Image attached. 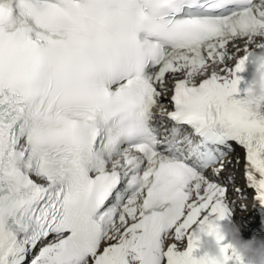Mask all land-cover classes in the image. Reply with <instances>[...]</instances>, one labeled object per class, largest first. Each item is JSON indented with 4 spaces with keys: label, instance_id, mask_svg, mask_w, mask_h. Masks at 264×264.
I'll use <instances>...</instances> for the list:
<instances>
[{
    "label": "snow or ice",
    "instance_id": "obj_1",
    "mask_svg": "<svg viewBox=\"0 0 264 264\" xmlns=\"http://www.w3.org/2000/svg\"><path fill=\"white\" fill-rule=\"evenodd\" d=\"M258 50L264 0H0V264H218L204 234L244 264L219 226L236 146L264 205Z\"/></svg>",
    "mask_w": 264,
    "mask_h": 264
},
{
    "label": "clouds",
    "instance_id": "obj_2",
    "mask_svg": "<svg viewBox=\"0 0 264 264\" xmlns=\"http://www.w3.org/2000/svg\"><path fill=\"white\" fill-rule=\"evenodd\" d=\"M250 63L251 78L245 90L246 98L253 101L264 96V50L256 51ZM219 235L223 237V240L228 241L235 255L246 260V264H264V236L254 234L250 239H244L240 223L234 219L219 226ZM200 242L203 251L202 259L215 260L218 264H223L224 253L221 243L214 236L204 234L200 237Z\"/></svg>",
    "mask_w": 264,
    "mask_h": 264
},
{
    "label": "bare ground",
    "instance_id": "obj_3",
    "mask_svg": "<svg viewBox=\"0 0 264 264\" xmlns=\"http://www.w3.org/2000/svg\"><path fill=\"white\" fill-rule=\"evenodd\" d=\"M235 153H236V155L233 156L234 162L232 163V165H230V167H228V169L233 170V172L236 174V177H238V182H239V183H242V182L244 181V175H243L244 168H243V162H242L243 155H242V151H241L239 148H236ZM237 157H238L239 160H240V163H239V164H236V163H235ZM230 192H231V190H229V193H230ZM244 193H245V192L243 191L240 195H238L239 203H243L244 200H242L243 197H241V196H242V194H244ZM236 206H237V205H236ZM236 206L233 205V209H234L235 212L237 211V210H236ZM246 208H247L246 211H250V210H252L249 206L246 207ZM234 211H233V217H232L231 220H233V219H234V220H237V219H238V217H237V212L235 213ZM237 221H238V220H237ZM239 223H240V222H239ZM241 234H242V237H243L244 239H249V235H248V234H246V233H244V232H242V231H241Z\"/></svg>",
    "mask_w": 264,
    "mask_h": 264
},
{
    "label": "rangeland",
    "instance_id": "obj_4",
    "mask_svg": "<svg viewBox=\"0 0 264 264\" xmlns=\"http://www.w3.org/2000/svg\"><path fill=\"white\" fill-rule=\"evenodd\" d=\"M236 155V153H234V155H233V153H232V157L233 156H235ZM232 161L234 162V159L232 158ZM234 176V183L233 184H231L230 185V187L233 189V188H235V187H239V182L237 181L238 180V177H236L235 175H233ZM237 198H238V195H235L234 193H230L229 194V200L230 201H234L235 203H237L236 201H237ZM235 203H234V205H235ZM239 208V207H238ZM240 210L238 209V211L237 212H239ZM238 213H237V217H238ZM247 221V219H243L242 221H239V222H246ZM241 224V223H240ZM250 228V224L248 223H246V224H244V225H242V227H241V230L243 231V232H247V230ZM251 229V228H250ZM248 234H250V236H251V234L252 233H250V232H248Z\"/></svg>",
    "mask_w": 264,
    "mask_h": 264
}]
</instances>
